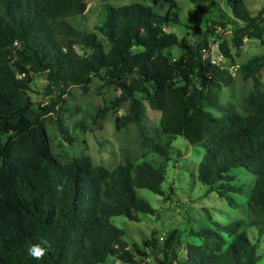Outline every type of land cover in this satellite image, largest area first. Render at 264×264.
I'll return each mask as SVG.
<instances>
[{"label": "trees", "instance_id": "16d2710c", "mask_svg": "<svg viewBox=\"0 0 264 264\" xmlns=\"http://www.w3.org/2000/svg\"><path fill=\"white\" fill-rule=\"evenodd\" d=\"M153 1L105 5L102 19L88 30L71 21L83 16L86 0H0V264H149L141 260L157 248L156 230L143 241L147 252L126 241L111 218L140 221V214L156 212L137 188L164 193L177 135L202 146L197 177L229 204H235L232 193L244 192L232 168L244 167L256 179L247 221L189 230L200 243H185L183 254L181 231L174 228L161 237L164 260L155 258L156 264L257 263L256 246L242 228L264 227V91L258 89L264 54L235 70L253 80V89L225 102L220 89L235 77L221 62L234 67L246 38L263 39L264 7L252 14L244 0H188L203 15L205 32L201 41L181 42L167 29L180 23L177 3ZM158 2L167 5L163 13ZM210 37L218 45L217 59L204 53ZM172 47L178 56L169 52ZM34 73L44 74L45 93L56 96L49 105L29 94ZM95 77L117 94L82 114L74 127L86 130L106 112L121 110L114 120L120 159L111 169L85 153L57 152L47 132L46 118L55 116L56 129L74 140L61 121L62 96L73 86L88 88ZM144 102L160 111L158 126L146 125ZM131 129L137 145L130 150L123 143ZM148 152L159 160L138 161ZM45 241L41 259L29 255L33 245L46 247Z\"/></svg>", "mask_w": 264, "mask_h": 264}, {"label": "rangeland", "instance_id": "374dc122", "mask_svg": "<svg viewBox=\"0 0 264 264\" xmlns=\"http://www.w3.org/2000/svg\"><path fill=\"white\" fill-rule=\"evenodd\" d=\"M179 7L180 23L168 27V30L174 31L181 42L201 41L205 32V22L203 15L188 0H174ZM245 5L252 14H256L259 9L264 7V0H244ZM133 2H141L146 5H153V0H86L87 9L83 16L73 18L72 23L79 27L91 30L95 24L103 17L105 5L119 6ZM157 3L159 12H164L167 5L163 7ZM206 7V4L204 5ZM264 17V14H263ZM222 33V32H221ZM223 34V33H222ZM228 37L229 31L224 33ZM209 45L206 47L205 56L212 59L218 57V45L213 39L209 38ZM169 52L173 56H178L180 51L177 47H172ZM264 54V36L262 40L253 38L244 40L243 45L235 55L234 67L228 61L221 62V65L229 67L234 77L233 82L220 89V98L222 102L228 99L236 100L248 90L253 89V80L251 78L242 79L236 73V67L251 56ZM258 89L264 91V68L258 74ZM103 81L99 78H93L88 88L70 87L69 93L62 96L64 110H61V121L66 129V136L73 137V141H67L64 133L58 131L55 126V116L46 118L47 132L55 150L61 153H67L70 156H78L81 153L91 156L94 162L102 164L107 168H113L120 159L119 146L122 144L121 135L114 128L115 116L120 111L111 110L106 112L95 125H91L86 130L75 128L74 123L80 119L86 111H93L97 107H103L108 99L114 97L117 92L113 87H101ZM46 81L43 73H34L33 81L29 94L32 99L41 105H49L53 99L47 95L44 90ZM146 107V125L156 127L159 125L160 111L150 108L147 102ZM58 107V106H56ZM212 110V109H210ZM218 114L215 110H212ZM87 121L90 119L87 117ZM127 140L123 144L131 150L137 145L133 136V130H129ZM172 148L170 158L165 168V179L161 183L164 191L162 195L156 194L145 188H137L139 196L143 197L153 208L154 214H140V221H132L123 215L113 216L112 222L124 230L123 238L129 243L136 242L140 248L147 251L143 246V241L148 239L151 233L156 230L155 237L158 239L156 247L150 256L142 258V263L156 264L155 258L164 260L162 252L163 241L166 234L176 228L180 230L179 239L182 245L179 253H184L185 243H200L196 236L189 235L191 229L215 228V222L220 224L229 223L237 219H248V196L250 194L256 175L247 171L244 167H235L230 171L234 175V182L244 188L243 193H232L231 197L235 201L234 205L229 204L228 200L218 196L215 189L208 190L209 187L199 181L197 177L198 166L203 155V148L200 145L190 144L183 136L177 135L172 139ZM148 160L157 162L159 155L148 152L144 158L138 161ZM207 209L210 212L211 219L206 215ZM243 230L246 231L249 239L255 244L259 259L256 264H264V227L244 224ZM226 239L232 237L223 234ZM158 251V252H157ZM107 264H123L119 261L110 260Z\"/></svg>", "mask_w": 264, "mask_h": 264}, {"label": "clouds", "instance_id": "9594fccd", "mask_svg": "<svg viewBox=\"0 0 264 264\" xmlns=\"http://www.w3.org/2000/svg\"><path fill=\"white\" fill-rule=\"evenodd\" d=\"M46 247H40L39 245H33L28 251L29 255L33 256L35 259H41L47 248V241L44 242Z\"/></svg>", "mask_w": 264, "mask_h": 264}]
</instances>
